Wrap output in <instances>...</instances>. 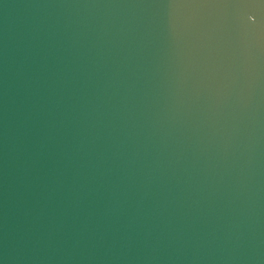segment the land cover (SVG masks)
I'll return each mask as SVG.
<instances>
[{"label":"water","instance_id":"water-1","mask_svg":"<svg viewBox=\"0 0 264 264\" xmlns=\"http://www.w3.org/2000/svg\"><path fill=\"white\" fill-rule=\"evenodd\" d=\"M0 264H264V0H0Z\"/></svg>","mask_w":264,"mask_h":264}]
</instances>
